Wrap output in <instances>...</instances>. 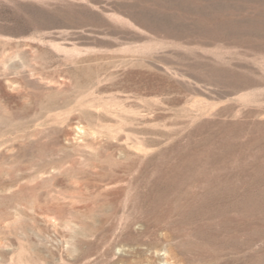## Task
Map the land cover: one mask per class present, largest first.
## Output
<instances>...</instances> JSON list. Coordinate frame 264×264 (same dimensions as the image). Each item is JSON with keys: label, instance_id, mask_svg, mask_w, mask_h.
Here are the masks:
<instances>
[{"label": "rangeland", "instance_id": "1", "mask_svg": "<svg viewBox=\"0 0 264 264\" xmlns=\"http://www.w3.org/2000/svg\"><path fill=\"white\" fill-rule=\"evenodd\" d=\"M0 264H264V0H0Z\"/></svg>", "mask_w": 264, "mask_h": 264}]
</instances>
